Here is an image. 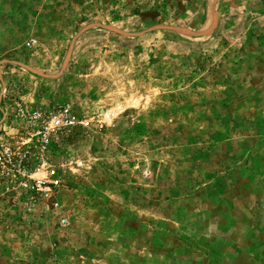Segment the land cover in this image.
Masks as SVG:
<instances>
[{
	"label": "rangeland",
	"instance_id": "rangeland-1",
	"mask_svg": "<svg viewBox=\"0 0 264 264\" xmlns=\"http://www.w3.org/2000/svg\"><path fill=\"white\" fill-rule=\"evenodd\" d=\"M0 264H264V0H0Z\"/></svg>",
	"mask_w": 264,
	"mask_h": 264
},
{
	"label": "built area",
	"instance_id": "built-area-1",
	"mask_svg": "<svg viewBox=\"0 0 264 264\" xmlns=\"http://www.w3.org/2000/svg\"><path fill=\"white\" fill-rule=\"evenodd\" d=\"M55 122L58 124L60 122V119L57 117L55 119ZM49 175L51 177H55V170L54 169H50ZM57 183H58V179L57 178L52 179V184L56 185Z\"/></svg>",
	"mask_w": 264,
	"mask_h": 264
}]
</instances>
